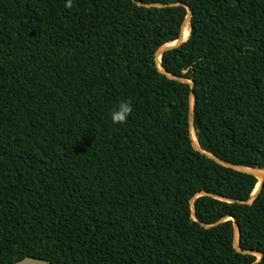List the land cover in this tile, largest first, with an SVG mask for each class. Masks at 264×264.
Returning a JSON list of instances; mask_svg holds the SVG:
<instances>
[{
    "label": "trees",
    "instance_id": "16d2710c",
    "mask_svg": "<svg viewBox=\"0 0 264 264\" xmlns=\"http://www.w3.org/2000/svg\"><path fill=\"white\" fill-rule=\"evenodd\" d=\"M207 154L264 172V0H0V264H264V181Z\"/></svg>",
    "mask_w": 264,
    "mask_h": 264
},
{
    "label": "water",
    "instance_id": "95a60500",
    "mask_svg": "<svg viewBox=\"0 0 264 264\" xmlns=\"http://www.w3.org/2000/svg\"><path fill=\"white\" fill-rule=\"evenodd\" d=\"M140 4V3H138ZM173 5L175 4H178V3H172ZM170 4V5H172ZM145 6H163L162 4H144ZM186 8H187V15L185 17V19L183 20L182 22V25H181V30H180V35H179V38L175 41H173V45H168V44H165L163 46H161L157 51H156V57H155V60H156V63L158 64L159 68H160V64H159V60H160V55L168 50V49H171L175 46H178L181 42L184 41L183 39V32H184V28L186 27V25L189 24V19H190V16H191V9L187 6V5H184ZM159 56V58H158ZM174 79H177V80H180V81H183V82H186V83H189L191 86H192V81L187 79V78H184V77H173ZM189 100H190V110H189V124H190V128H192V100H193V92L191 91L190 92V95H189ZM197 141V140H196ZM193 144L194 146L199 149V145L197 143V145L194 143L193 141ZM208 157L210 158H213L214 160H216L217 162L225 165V166H228V167H231L233 169H236L238 171H242V172H246V173H250L252 175H254L257 179H258V183L256 184L254 190L252 191V193L250 194L248 200L245 201V203H249L251 202V200L257 195V193L260 191L261 187H262V184H263V181H264V172L261 171L260 169H253V168H248V167H244V166H240V165H235V164H231V163H228V162H225L217 157H214L212 155H209L207 154ZM201 194H205L204 191H201L199 193H197L196 195H194L191 199H190V203H192L194 201V199L198 196V195H201ZM192 216L195 218V215L192 214ZM231 217H224L222 219L219 220V222L221 221H224L226 219H229ZM232 219V218H231ZM234 221V220H233ZM206 226H210V225H206ZM233 229H234V247L237 251H241L239 249V246H238V226H237V223L234 221L233 222ZM245 253H254L258 256V259L260 257V254L258 252H255V251H243ZM11 264H53L51 263L49 260L47 259H44V258H38V257H33V256H25Z\"/></svg>",
    "mask_w": 264,
    "mask_h": 264
},
{
    "label": "clouds",
    "instance_id": "9594fccd",
    "mask_svg": "<svg viewBox=\"0 0 264 264\" xmlns=\"http://www.w3.org/2000/svg\"><path fill=\"white\" fill-rule=\"evenodd\" d=\"M73 0H64V7L69 8L72 6ZM132 103L129 100H121L116 106L110 111L109 119L112 124H123L128 119L132 112Z\"/></svg>",
    "mask_w": 264,
    "mask_h": 264
},
{
    "label": "bare ground",
    "instance_id": "6f19581e",
    "mask_svg": "<svg viewBox=\"0 0 264 264\" xmlns=\"http://www.w3.org/2000/svg\"><path fill=\"white\" fill-rule=\"evenodd\" d=\"M188 34H189V29H188V25H186V27L184 28V32H183V39H185L188 36ZM173 43L174 42L168 43V45H173ZM158 58H159V56H158ZM191 130H192L193 134L195 135L193 128H191Z\"/></svg>",
    "mask_w": 264,
    "mask_h": 264
}]
</instances>
